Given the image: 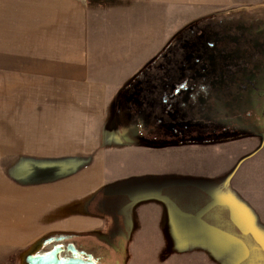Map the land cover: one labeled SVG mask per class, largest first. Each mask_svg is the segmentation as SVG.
<instances>
[{
  "label": "crops",
  "instance_id": "obj_1",
  "mask_svg": "<svg viewBox=\"0 0 264 264\" xmlns=\"http://www.w3.org/2000/svg\"><path fill=\"white\" fill-rule=\"evenodd\" d=\"M232 2L0 0L13 32L32 40L4 47L26 48L22 60L0 62V258L55 233L107 236L114 201L136 191L161 207L169 188L183 204V184L203 183L197 193L212 199L218 184L258 211L264 141L240 153L121 137L123 94L189 24Z\"/></svg>",
  "mask_w": 264,
  "mask_h": 264
},
{
  "label": "flooded vegetation",
  "instance_id": "obj_2",
  "mask_svg": "<svg viewBox=\"0 0 264 264\" xmlns=\"http://www.w3.org/2000/svg\"><path fill=\"white\" fill-rule=\"evenodd\" d=\"M120 114L132 134L148 142L264 132V7L190 25L129 87ZM128 259L120 233H55L19 251L13 264H128Z\"/></svg>",
  "mask_w": 264,
  "mask_h": 264
},
{
  "label": "rangeland",
  "instance_id": "obj_3",
  "mask_svg": "<svg viewBox=\"0 0 264 264\" xmlns=\"http://www.w3.org/2000/svg\"><path fill=\"white\" fill-rule=\"evenodd\" d=\"M255 7H264V0H233L232 3L218 7L212 14L199 19V22ZM187 25L185 20L184 26ZM14 27L16 23H10L0 13V62L22 60L26 49L22 48L17 54L10 50L7 53L3 52L4 47L14 46L16 42L24 47L32 42L31 39L17 36V32H13ZM188 27L179 34L184 33ZM177 37L172 39L171 43ZM34 44H39L38 40ZM148 69L149 67L140 76L142 77ZM123 95L128 97V92ZM120 118L121 114L119 120ZM126 122L125 116L121 121L125 128L124 134L120 133L121 137L129 142H139ZM263 141L264 132H247L214 137L201 143H208L220 151L225 147L242 148L239 150L241 153L246 147H253ZM240 156L239 154L238 157ZM181 188L184 190L183 204H178L179 199L170 188L167 196L163 197L168 205L161 207L144 206L142 191H136L128 198L120 197L114 201L112 214L119 215H114L112 232H118L126 239L128 264H264V197L258 199L256 206L258 211L255 212L250 205L238 204L234 198L225 197L222 185L217 184L215 199L199 196L197 193L199 190L207 189L201 182L185 183ZM152 200L156 203L159 201L157 198ZM133 201L136 204L129 206ZM128 208L143 213L142 221H128L125 214ZM26 248L22 247L9 257L0 258V264H13L16 254Z\"/></svg>",
  "mask_w": 264,
  "mask_h": 264
}]
</instances>
